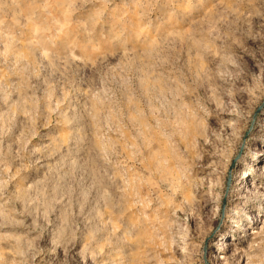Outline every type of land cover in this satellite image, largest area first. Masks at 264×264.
I'll list each match as a JSON object with an SVG mask.
<instances>
[{"label": "rangeland", "instance_id": "374dc122", "mask_svg": "<svg viewBox=\"0 0 264 264\" xmlns=\"http://www.w3.org/2000/svg\"><path fill=\"white\" fill-rule=\"evenodd\" d=\"M263 151L264 0H0V264H264Z\"/></svg>", "mask_w": 264, "mask_h": 264}, {"label": "bare ground", "instance_id": "6f19581e", "mask_svg": "<svg viewBox=\"0 0 264 264\" xmlns=\"http://www.w3.org/2000/svg\"><path fill=\"white\" fill-rule=\"evenodd\" d=\"M263 154H264V151H263ZM262 158H263V157H258V156H257L256 159H255V161L258 162V163H262V162L264 161V160H262ZM256 170H260V169L257 168ZM261 170H262L261 172H264V169H261ZM260 218H261V217H259V216H256V217H255V219H258V220H257V224H262V225H263L264 222H262V221L260 222V221H259ZM245 231H246V232L248 231L247 227L245 228ZM252 235H253V233L244 236V237L247 238V239H246L245 241H243V242H248L249 240H251V239H252V238H251Z\"/></svg>", "mask_w": 264, "mask_h": 264}]
</instances>
